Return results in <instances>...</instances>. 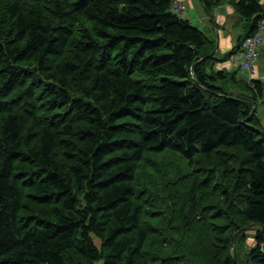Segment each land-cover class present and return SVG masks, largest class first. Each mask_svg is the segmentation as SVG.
<instances>
[{"label": "trees", "instance_id": "16d2710c", "mask_svg": "<svg viewBox=\"0 0 264 264\" xmlns=\"http://www.w3.org/2000/svg\"><path fill=\"white\" fill-rule=\"evenodd\" d=\"M201 3L225 57L172 0H0V264H264V82L216 68L264 0Z\"/></svg>", "mask_w": 264, "mask_h": 264}, {"label": "crops", "instance_id": "0c3cea01", "mask_svg": "<svg viewBox=\"0 0 264 264\" xmlns=\"http://www.w3.org/2000/svg\"><path fill=\"white\" fill-rule=\"evenodd\" d=\"M180 1L183 3H184V1H187L189 4L192 5L191 0H180ZM200 2H201V0H200ZM224 5H220L215 11H213L212 20L211 19H210V21L208 20L209 24L207 22V24L204 25L205 28H209V31H210L209 33H210L211 37L216 38V44L218 45L217 46V51H218L217 56H218V53H220V51L223 52V54H224V53L228 52L231 48H233L235 45H237L239 36L244 34V31H245V27L243 24H242L241 28H243L244 31L242 33L239 32L238 28H236V30L234 29L235 25L238 22L240 23L241 20L238 18V16H236L233 8H225ZM228 5H226V6H228ZM226 10H228V12L230 14H227ZM191 15L188 14L189 20H191V18H197L196 15H193V14H191ZM207 18L209 19L208 16H207ZM200 19L203 20V23L205 22V19L203 17H200ZM219 65H223V64H219ZM260 65H261L260 62L258 63V61H257L256 65H255L256 74H254L253 77L258 79V80H262L264 82V75H261V73H260V69H261ZM219 68H221V69L227 68L228 69L229 66H228L227 61L225 62V64L223 66H220ZM258 71H259V73H258ZM260 106H261L260 114L263 113V115H264V95H262L260 97L258 106L256 108V114L258 116L260 115L258 113V109ZM261 123H264V120H262Z\"/></svg>", "mask_w": 264, "mask_h": 264}, {"label": "rangeland", "instance_id": "374dc122", "mask_svg": "<svg viewBox=\"0 0 264 264\" xmlns=\"http://www.w3.org/2000/svg\"><path fill=\"white\" fill-rule=\"evenodd\" d=\"M184 3H185V6H186V9H187V14H190V15L193 14V15H196V17H197V18H191L190 22L192 23V25H194V26L198 27L199 29L203 30V32L207 33V35H210L209 28H205L204 25H206L207 22H208V20L210 21L211 18H209V19L207 18V16L209 14L207 13V11L205 9H203L204 7L202 6L200 0H191L192 5L189 4L187 1H184ZM224 4H222V5H224L225 8H232L231 5H228L227 3H224ZM226 5H228V6H226ZM218 7L219 6L215 7L213 11H215ZM226 13L227 14H230L228 12V10H226ZM200 17H203L205 19V22L204 23H203V20L200 19ZM188 19H189V17H188ZM208 24H209V22H208ZM241 27H242V23L241 22L240 23L238 22L235 25V28L234 29L236 30V28H238L239 32L242 33L244 30ZM217 46L218 45L216 44V47H215L216 50H217ZM224 55L226 56V54H223V52L220 51V53H218V56H219L218 58H222ZM257 61H258V63L260 62V64H261L260 65V68H261L260 69V73H261V75H264V50L260 53L259 60L257 59ZM219 64H223L224 65L225 62H222V63H219ZM219 64L216 65V68H219L220 66H223V65H219ZM230 70H232V69H230ZM258 73H259V71H258ZM254 74H256V71L255 70H254L253 75ZM237 76H239L241 78H248V74L247 73H243V72L242 73H239ZM137 78L138 79H143V77H141V76H137ZM159 81L160 80L157 79L155 81V83L158 84ZM226 84H227V82H226ZM227 87L229 89H238L237 85L235 83H232L231 81L227 84ZM260 111H261V106L258 109V113L259 114H260ZM255 114H256V110H255ZM258 117L260 118V122L262 120H264L263 113H261ZM261 124H262V126L264 128V123H261ZM255 230L256 229H253L252 227H249L247 229V233H246V235H247L246 244L243 247H241V248L238 247V249H237V258H238L239 263H241V264H247L248 263V260H249V262L251 260V259H249L248 255H247L246 247L249 248V247L252 246V244H254V234H255ZM94 241H95V243L98 246H100V243H99L98 240L94 239ZM258 260H259V257H254L253 258V263L256 264L258 262Z\"/></svg>", "mask_w": 264, "mask_h": 264}, {"label": "built area", "instance_id": "2783aa9c", "mask_svg": "<svg viewBox=\"0 0 264 264\" xmlns=\"http://www.w3.org/2000/svg\"><path fill=\"white\" fill-rule=\"evenodd\" d=\"M171 11L182 18H187V9L180 0H172ZM264 20L258 24L255 33L248 35L238 45V48L229 56L227 61L229 68L238 69L240 72L253 76L255 65L259 57V47L262 44L264 36ZM264 249V243H262Z\"/></svg>", "mask_w": 264, "mask_h": 264}, {"label": "water", "instance_id": "95a60500", "mask_svg": "<svg viewBox=\"0 0 264 264\" xmlns=\"http://www.w3.org/2000/svg\"><path fill=\"white\" fill-rule=\"evenodd\" d=\"M249 227H251V226H248V228H249ZM262 230L264 231V227H262ZM235 235H236V233H234L233 236H232V246L234 245V240H233V239H234ZM234 261H235V263L237 264V260H236V258H234Z\"/></svg>", "mask_w": 264, "mask_h": 264}]
</instances>
